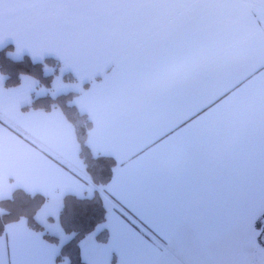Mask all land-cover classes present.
Wrapping results in <instances>:
<instances>
[{"label": "crops", "instance_id": "obj_1", "mask_svg": "<svg viewBox=\"0 0 264 264\" xmlns=\"http://www.w3.org/2000/svg\"><path fill=\"white\" fill-rule=\"evenodd\" d=\"M257 10L249 0H123L114 9L95 39L97 54L106 55L92 79L79 81L64 68L90 120V150L116 161L104 187H121L118 156L125 165L152 153L161 167L186 156L227 166L264 147V26ZM6 23L28 27L15 10ZM5 45L16 53L11 37ZM27 104L20 110L39 119L0 126V199L15 188L43 195L44 203L53 192L60 199L90 195L69 121L58 108ZM104 202L110 234L121 214L131 217L106 195Z\"/></svg>", "mask_w": 264, "mask_h": 264}, {"label": "snow or ice", "instance_id": "obj_2", "mask_svg": "<svg viewBox=\"0 0 264 264\" xmlns=\"http://www.w3.org/2000/svg\"><path fill=\"white\" fill-rule=\"evenodd\" d=\"M122 6L123 0H0V43L11 37L17 55L27 50L34 59L54 53L61 71L71 68L79 81L91 80L106 55L97 54L95 39ZM14 10L27 28L6 23ZM22 81L10 90L0 83V126L40 118L20 110L38 83ZM117 158L121 187L101 190L131 218L121 214L105 239L84 245L89 264H264V147L227 166L196 156L169 167L157 165L152 153L127 165ZM60 211V198L50 193L35 214L43 236L34 228L21 231L25 218L0 224V264H56L55 245L64 238Z\"/></svg>", "mask_w": 264, "mask_h": 264}, {"label": "trees", "instance_id": "obj_3", "mask_svg": "<svg viewBox=\"0 0 264 264\" xmlns=\"http://www.w3.org/2000/svg\"><path fill=\"white\" fill-rule=\"evenodd\" d=\"M11 46L5 45L0 48V73L3 75V85L14 87L20 83L21 74H30L38 81H46L50 85L49 75L44 74L43 70L49 61L54 63L56 69L62 68L58 59L43 57L34 59L27 54H22L17 58L12 57ZM50 62V63H51ZM59 71V70H58ZM66 79L71 77L65 75ZM88 82L83 83L86 86ZM77 91H67L64 94L54 96L42 94L32 96L30 103L24 109H51L58 108L73 127L75 140L77 143L78 154L83 163L85 174L87 175L92 187V193L88 196H78L66 194L61 200V211L59 223L63 230L72 232V236L58 247L57 259H64L67 264H87L80 256L77 241L93 231L98 239L106 238V230L103 222L106 218V206L103 203L102 188L110 180L116 167V161L107 155L93 154L87 143V133L90 128V120L82 109L73 101L66 102L69 97H76ZM45 201L43 195L29 193L22 189L15 188L8 197L0 199V224L9 220L25 218L27 225L34 228L43 236L40 225L35 221V213ZM260 226V224H259ZM56 241V239H54Z\"/></svg>", "mask_w": 264, "mask_h": 264}, {"label": "rangeland", "instance_id": "obj_4", "mask_svg": "<svg viewBox=\"0 0 264 264\" xmlns=\"http://www.w3.org/2000/svg\"><path fill=\"white\" fill-rule=\"evenodd\" d=\"M249 1H250L251 5H252V8L253 9H256V10L258 9L260 11L259 12L257 10L258 13H259V15H260L261 22H262V24L264 26V0H249ZM9 54L12 57H14V58H17V57L20 56V55H17L16 53H14L12 51L9 52ZM45 56L46 57H51L50 54L49 55H45ZM54 57L56 59H58L57 56L54 55ZM50 62L51 61L48 62L49 63L48 65H45L44 70H43V73L49 75L48 77H50V85L47 84L46 81H43V82L42 81H38L36 77H34V76L30 75V74H21L20 75V83L17 86H14V87H6V86L3 85V75L0 73V83H2V86H3L4 89H6V90L9 89L10 90V89H15V88L20 87L21 84L23 83V81H22L23 78H30V79L38 82L36 84L37 91L30 92L32 96H37V95H42V94H48V95L54 96V95H57L59 93L60 94H62V93L64 94L65 92L67 93V91H75V90H77V87L75 86V84L73 82H70L69 80H67L65 78L66 72L64 70L61 71L62 68H60V67H59V69H56L54 67V63L53 62L50 63ZM55 80H56V84H55V86L53 88V82ZM60 80H61V82H63L66 85V87H64V86L61 85ZM26 83H28V81H26ZM41 87H43L45 90L44 91H39V89ZM71 101H73L77 105L76 97H69V99L66 100V102H68V103H70ZM71 127H72V125H71ZM92 187H93V185H92ZM102 195H103V201H104L105 200V195H104V193H102ZM103 203H105V202H103ZM43 204H44V202L42 203V205ZM41 206H40V208H41ZM36 213H37V211H36ZM257 227H260L259 226V222H257ZM98 228H99V226L96 227L93 231H91L88 234H86L83 237H81L77 241V245H78V248H79V253H80V256L82 258H85L86 259V257H88V254L86 252V249H85L84 245L87 244V243H89L90 240H94L95 239V237H96L95 236V232L98 230ZM262 230H264V229H262ZM63 232H64V238L61 239L59 241V243H58V240L55 241L56 243H58L56 245L57 248L60 247L62 245V243H64L65 241H67L72 236V232L65 231V230H63ZM260 239H261V242H264V237H261Z\"/></svg>", "mask_w": 264, "mask_h": 264}]
</instances>
